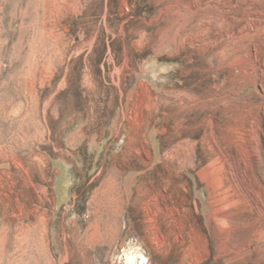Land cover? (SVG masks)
Listing matches in <instances>:
<instances>
[{"label": "rangeland", "instance_id": "obj_1", "mask_svg": "<svg viewBox=\"0 0 264 264\" xmlns=\"http://www.w3.org/2000/svg\"><path fill=\"white\" fill-rule=\"evenodd\" d=\"M134 263L264 264V0H0V264Z\"/></svg>", "mask_w": 264, "mask_h": 264}, {"label": "bare ground", "instance_id": "obj_2", "mask_svg": "<svg viewBox=\"0 0 264 264\" xmlns=\"http://www.w3.org/2000/svg\"><path fill=\"white\" fill-rule=\"evenodd\" d=\"M168 45H174V46H176V47H182L183 49L185 48V50L187 51V47H186V44H185V39L184 38H180V39H177V37H176V34H175V36L173 37V38H171L170 40H169V43H168ZM191 46L193 45V43H191L190 44ZM254 130V129H253ZM253 132H255V131H253ZM112 182V181H111ZM109 183L108 184V188H107V190L102 194V196H101V198H99V204H100V207H101V216H100V221L102 222L103 220H104V212L106 211L107 212V214H108V216H109V220L111 221V220H113L114 219V217H116L117 216V214L118 213H116L115 211H116V208L118 207V205L119 206H121L120 205V202L121 201H119V199H118V196L117 195H113V193L115 194V190H117L116 189V185L115 184H112V183ZM21 183H23L22 185H21V188H23V189H25L26 188V182H19V184H21ZM18 183H15V182H13L12 183V185H13V188L15 187L16 188V185H17V187H18V185H19ZM112 194V195H111ZM39 197V196H38ZM107 198V199H106ZM41 200V199H40ZM104 200H105V202H104ZM104 207H106L105 209V211H104ZM21 209V208H20ZM100 209V208H99ZM22 210H25V207H23L22 209H21V211ZM33 211H34V209H33ZM41 213V212H40ZM32 214V211L31 210H28L27 211V213H21V214H19L18 215V218H19V220L21 221V230H22V232L24 233H26V234H28V235H31L30 234V232L29 231H25L24 230V221H26V218H28V215H31ZM106 214V215H107ZM36 219H39V223H41L42 221H41V218L40 217H35ZM33 220V219H32ZM45 221V220H44ZM42 225H44L45 226V223H42ZM98 227V226H97ZM44 228H46V226L44 227ZM43 227H42V229H40V235L42 236V237H44L45 238V230L46 229H44ZM112 228V225L110 224V229ZM98 230H99V228H98ZM37 231V229L35 228L34 229V231H33V234L35 233ZM111 231H113V230H111ZM93 233V232H92ZM25 235V234H24ZM91 235H89V237H90ZM95 236H97V235H95ZM88 237V238H89ZM87 238V237H86ZM88 242L90 241L91 243H95L94 242V236L92 235V237H90V240L88 239L87 240ZM87 241H85V242H83L84 244L87 242ZM131 261H133V260H131ZM135 264V263H134Z\"/></svg>", "mask_w": 264, "mask_h": 264}, {"label": "crops", "instance_id": "obj_3", "mask_svg": "<svg viewBox=\"0 0 264 264\" xmlns=\"http://www.w3.org/2000/svg\"><path fill=\"white\" fill-rule=\"evenodd\" d=\"M128 164V163H127ZM130 165V164H129ZM112 181V182H111ZM107 182H111L112 184H117V181L116 180H114L113 178L112 179H110V181H107ZM108 183V184H109ZM118 185V184H117ZM116 189H117V187H116ZM115 192V194L113 193V195H117L118 196V190H115L114 191ZM127 192H129V187H127ZM130 193V192H129ZM112 195V194H111ZM119 198V197H118ZM107 199V198H106ZM117 216H118V214H117Z\"/></svg>", "mask_w": 264, "mask_h": 264}]
</instances>
